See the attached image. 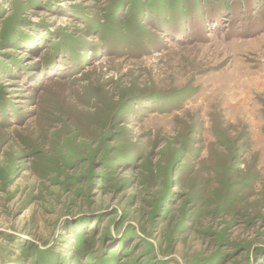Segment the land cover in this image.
Masks as SVG:
<instances>
[{"label":"rangeland","instance_id":"374dc122","mask_svg":"<svg viewBox=\"0 0 264 264\" xmlns=\"http://www.w3.org/2000/svg\"><path fill=\"white\" fill-rule=\"evenodd\" d=\"M0 264H264V0H0Z\"/></svg>","mask_w":264,"mask_h":264}]
</instances>
